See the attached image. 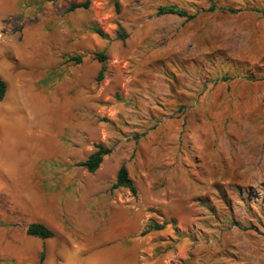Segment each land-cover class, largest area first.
<instances>
[{
	"label": "rangeland",
	"instance_id": "374dc122",
	"mask_svg": "<svg viewBox=\"0 0 264 264\" xmlns=\"http://www.w3.org/2000/svg\"><path fill=\"white\" fill-rule=\"evenodd\" d=\"M97 1L118 25L128 83L111 101L102 98L88 108L63 83L71 65L63 61L70 51L63 45L60 69L33 82L27 98L11 93L12 102L0 101L10 124L8 131H0V252L14 255L25 244L29 257L37 255L39 246L30 235L24 237L27 225L42 218L56 225L58 248L71 250L84 242L88 220L99 215L102 198L114 190L94 189L97 202H92L88 183L95 182V173L82 176L84 170L75 166L82 160L68 158L79 137L71 122L89 117L94 146L103 142L106 127L109 150L122 145L114 162H129L134 178L155 180V189L142 188L135 195L150 202L147 212L160 209L152 197L187 200L195 220L180 234L182 264H264V0ZM15 2L13 15L37 5ZM161 7L185 15L161 14ZM25 28L23 22L10 33L3 30L0 49L17 52ZM56 34L58 41L59 28ZM7 38L17 45H9ZM58 78L51 96L48 88ZM135 138L154 148L153 155L137 158ZM17 160L23 161L27 190L16 186L20 174L10 173ZM77 180L86 183L79 188ZM109 204L103 201V215L113 210ZM128 207L124 204V210ZM15 261L0 256V264Z\"/></svg>",
	"mask_w": 264,
	"mask_h": 264
},
{
	"label": "crops",
	"instance_id": "0c3cea01",
	"mask_svg": "<svg viewBox=\"0 0 264 264\" xmlns=\"http://www.w3.org/2000/svg\"><path fill=\"white\" fill-rule=\"evenodd\" d=\"M18 0H0V40L6 38V33H10L17 24H26L27 36L23 37L19 43L17 52L2 51L0 49V77L6 83V92L2 100V105L11 101L10 94L14 98L21 94V97L27 98L29 88L34 85L33 82L40 83L43 77L49 71L61 68V46L64 50H70L66 59L71 63L64 77L63 83H67V88L78 95L80 100L90 108L95 101L103 98L104 102L111 101L113 96L127 85V70L129 64L126 61V54L122 53V36L117 32L118 25L109 20L111 12L104 9L103 2L97 0H88L87 7H76L69 9L72 4H80L86 0H34L37 2L33 8H28L22 15L12 14V7ZM98 4V5H97ZM40 6V10L38 9ZM66 12V17H61ZM17 13V12H15ZM39 15L38 20H31L29 16ZM37 21V22H36ZM104 21V22H103ZM47 25L48 28L43 27ZM61 30L62 38L55 39L56 32ZM95 28L102 30L104 36L95 32ZM32 29L33 32H30ZM117 36H116V34ZM9 45H17L11 38ZM141 41L140 38H137ZM67 41L69 42L67 44ZM44 49H48L45 51ZM66 50V51H67ZM104 51L107 59L102 64L95 57V52ZM70 56H80L81 61L75 63L69 61ZM15 65L18 71L13 72ZM104 65V76L101 81L96 77ZM38 73L34 76L33 71ZM58 81V82H57ZM60 84V79L52 80L48 88L49 95L53 96L56 87ZM128 87V86H127ZM18 88L20 90H18ZM7 100V101H6ZM4 102V103H3ZM107 108L103 107V112ZM0 131H8L10 124L5 118V113L0 109ZM75 126V132L79 134L74 150L69 147V157L84 161L93 151L96 150L92 141L93 128L92 120L89 117L76 118L71 122ZM97 130V129H96ZM33 132H31L32 135ZM103 142L94 141L95 144H101L104 148H110L107 128L103 126ZM135 145L139 146L137 158L150 157L152 150L148 149L147 143L143 138H135ZM122 145H119L115 152H109L103 155L99 167L94 171L95 182L90 184L88 198L93 202L96 193L94 189L107 190L116 179V174L122 164L126 165L129 177L133 181L136 192L142 188L155 189V180L149 175H142L134 178L130 172V163L121 159L114 162V157L120 151ZM123 158V157H122ZM140 162V161H139ZM23 161L17 160L12 166L10 173L20 174L15 178L16 186L27 190L26 184L22 181ZM142 166L141 162L137 163ZM83 175L90 173L83 166ZM76 171L72 178L76 177ZM87 176V175H86ZM91 178V177H90ZM107 181L106 184L103 182ZM86 182L77 180L79 188ZM27 197L28 194H26ZM111 197H105L101 201V210L95 219L89 221V232L85 234V240L82 245H76L71 250L64 246L59 248L54 245V236L51 238H39L31 236L32 241L39 246L37 255H30V248L25 244L18 248L12 255L11 252H0L3 258H15L14 264H36L27 259L36 258L37 264H182L185 255L182 252L184 245L181 232L186 231L189 224L195 220V216L188 214V202L180 197H152L154 201L160 202L158 211L147 212V207L151 204L146 199L135 197L128 188L118 187L113 190ZM103 201H108L112 207L110 214L103 215ZM124 204L128 209L124 210ZM108 205V206H109ZM42 217V216H41ZM126 220V222H125ZM39 223L45 225L55 234V224L49 218H42ZM105 223V225H103ZM150 224H163L161 229H150L142 233ZM4 230L0 233H4ZM26 232V230H25ZM141 235V236H139ZM179 235V241L174 242ZM28 234L24 237L28 239ZM130 240L132 244L125 245V240ZM166 239V242H164ZM168 240V241H167ZM16 256V257H14ZM42 256V257H41ZM57 256L61 260H57Z\"/></svg>",
	"mask_w": 264,
	"mask_h": 264
},
{
	"label": "trees",
	"instance_id": "16d2710c",
	"mask_svg": "<svg viewBox=\"0 0 264 264\" xmlns=\"http://www.w3.org/2000/svg\"><path fill=\"white\" fill-rule=\"evenodd\" d=\"M88 4H89V1L86 0L85 2L80 3V4L70 5L69 9L72 10L76 7H87ZM158 12L161 14L162 13H175L179 16L185 15L184 12L176 11L175 9H173L171 7H161V8H159ZM94 30L100 36H104L101 29L95 28ZM93 55L102 64H104V62L107 59V55L105 54L104 51L95 52ZM68 60L74 61L75 63H79L81 61V57L80 56H70L68 58ZM104 70H105V67H104V65H102V67L99 70L97 77H96V80L98 82L103 79ZM5 92H6V83L0 77V100L3 99ZM95 148H96V150L93 151L84 161H80V162L75 163V166H83L87 169L88 172H90V173L94 172L99 167V164L102 161L103 155H106L110 152V150L108 148H104L101 144H96ZM118 187L128 188L133 195H136L135 186L133 185L132 179L129 177L128 170H127L125 164H122L119 167L117 174H116V179L113 182V184L111 185L112 190L116 189ZM161 228H163V224L162 225L150 224L148 226V228L146 230H144L142 233L144 234V233L148 232L150 229H156L157 230V229H161ZM26 233L28 235L36 236V237H39L42 239L43 238H51L54 236V233L50 229H48L45 225H43L42 223H39V222L29 223L26 227Z\"/></svg>",
	"mask_w": 264,
	"mask_h": 264
},
{
	"label": "bare ground",
	"instance_id": "6f19581e",
	"mask_svg": "<svg viewBox=\"0 0 264 264\" xmlns=\"http://www.w3.org/2000/svg\"><path fill=\"white\" fill-rule=\"evenodd\" d=\"M17 99V98H16ZM7 101V100H6ZM12 102V101H11ZM4 103V102H3ZM2 107V106H1ZM6 108V107H5ZM12 109V108H11ZM4 112V111H3ZM7 114V113H6Z\"/></svg>",
	"mask_w": 264,
	"mask_h": 264
}]
</instances>
